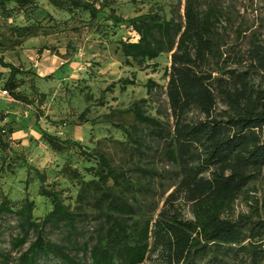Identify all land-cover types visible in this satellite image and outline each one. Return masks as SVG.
<instances>
[{"label": "trees", "instance_id": "obj_1", "mask_svg": "<svg viewBox=\"0 0 264 264\" xmlns=\"http://www.w3.org/2000/svg\"><path fill=\"white\" fill-rule=\"evenodd\" d=\"M40 1L71 16L86 13L91 22L106 16L111 28L127 25L138 39L120 41L119 50L127 62L142 69L163 54L170 56L166 85L153 80L146 85L149 97L164 90L167 112L160 108L157 116L148 114L147 100L142 99L102 116L101 123L127 136L133 144L131 158H144L152 150L149 139L161 141V157L172 170L163 174L141 163L123 168L102 147L85 150L78 142L41 131L51 150L76 149L92 165L85 175L64 168L77 187L74 200L66 202L64 190L47 186V175L22 160L29 173L35 172L38 195L50 201L51 210L38 220L28 193L18 203L0 194V217L15 218L18 230L9 240L10 252H0L2 262L264 264V199L249 191L264 177V40L254 38L245 50L240 44L229 46L225 39L232 8L224 0H180L184 12L171 19L154 11L124 19L112 8L113 0H0V6L12 3L19 10L34 11ZM38 30L34 24L13 27L16 41L11 46L21 45ZM239 31L237 40L243 38ZM100 33L107 37V31ZM1 46L5 45L0 43V50ZM0 66L10 71L4 88L11 98L34 107L31 98L18 92L23 86L18 76L31 72L2 60ZM88 111L80 116V124H97L99 120L87 118ZM116 116H122V122ZM3 134L0 128L4 147ZM164 175L178 182L172 191L163 192L158 211L159 205L147 200L155 194L158 179L164 189ZM245 194L248 211L234 216L236 201ZM92 223L96 226L90 231ZM15 251L17 257L10 254Z\"/></svg>", "mask_w": 264, "mask_h": 264}, {"label": "rangeland", "instance_id": "obj_2", "mask_svg": "<svg viewBox=\"0 0 264 264\" xmlns=\"http://www.w3.org/2000/svg\"><path fill=\"white\" fill-rule=\"evenodd\" d=\"M224 3L232 8L229 37L225 39L229 46L240 44L245 50L254 38L264 40V0H224ZM184 4L180 0H113L112 8L124 19L150 11L171 19L175 14H183ZM31 24L39 26L38 34L23 40L19 46H11L16 41L11 34L12 28ZM237 29L243 35L239 40ZM101 31H107V37ZM137 39L125 24L111 28L106 16L91 22L86 13L71 16L55 10L47 1H40L34 11L19 10L12 3L5 8L0 6V43L5 45L1 46L0 60L31 72V75L18 76L23 84L18 92L34 101L32 107L14 101L10 95L0 98V128L4 130V147L0 146V194L18 203L28 193L35 202V219H42L51 205L49 200L38 195L40 182L34 171L28 172L22 160L47 175V186L64 190L66 202L69 198L74 200L77 187L64 174V168L72 167L85 175L86 168L92 165L81 158L76 149L54 152L45 143L41 131L78 142L85 150L102 147L110 152L113 163L123 168L141 163L163 174L172 170L161 157V141L149 139L152 150H147L144 158H131L133 144L127 136L110 123H101L102 116L126 110L142 99L147 100L145 110L154 117L158 109L168 110L164 90L149 97L146 85L148 80L159 86L166 85L164 70L170 66V56L163 54L147 62L142 66L144 69L127 62L118 43ZM9 72L0 66V90H6L4 85ZM124 80L134 84L125 85ZM88 108L87 118L99 120L95 125L80 124L79 118ZM121 118L116 116L115 120L122 122ZM126 122L131 124L132 120ZM159 182L158 179L155 194L147 200L152 206L159 205L158 211L164 202L163 192L172 191L178 181L165 177L162 180L164 189ZM249 191L255 198L264 199V177L253 183ZM246 201V194L236 201L234 216L248 211ZM185 217L191 218L187 211ZM95 226L96 223H92L87 229L92 231ZM17 232L15 218L0 217V252H10L9 240ZM10 254L18 256L16 251ZM0 264H4L1 259ZM145 264L156 263L152 260Z\"/></svg>", "mask_w": 264, "mask_h": 264}, {"label": "built area", "instance_id": "obj_3", "mask_svg": "<svg viewBox=\"0 0 264 264\" xmlns=\"http://www.w3.org/2000/svg\"><path fill=\"white\" fill-rule=\"evenodd\" d=\"M9 96L8 92L6 90H0V98Z\"/></svg>", "mask_w": 264, "mask_h": 264}]
</instances>
